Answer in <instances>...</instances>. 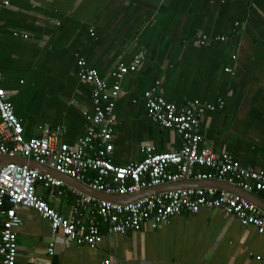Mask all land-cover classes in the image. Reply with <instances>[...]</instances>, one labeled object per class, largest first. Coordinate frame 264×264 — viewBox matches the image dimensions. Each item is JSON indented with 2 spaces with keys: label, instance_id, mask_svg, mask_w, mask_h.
I'll list each match as a JSON object with an SVG mask.
<instances>
[{
  "label": "crops",
  "instance_id": "0c3cea01",
  "mask_svg": "<svg viewBox=\"0 0 264 264\" xmlns=\"http://www.w3.org/2000/svg\"><path fill=\"white\" fill-rule=\"evenodd\" d=\"M4 1L0 75L26 138L37 136L41 125L64 127L62 140L69 145L83 137L92 102L90 87L76 75L79 58L112 84L117 65L142 56L138 69L120 81L114 164L142 161L147 145L157 153L181 148L177 133L148 118L144 93L158 80L162 97L179 107L224 100L222 109L201 119L203 145L264 171V0ZM199 33L226 35L227 41L198 46ZM47 171L63 182L62 194L39 184L36 193L68 216L74 188ZM253 194L264 208V191ZM18 215L16 264H264V234L206 208L174 216L154 230L106 235L94 248L52 237L49 223L30 209Z\"/></svg>",
  "mask_w": 264,
  "mask_h": 264
},
{
  "label": "built area",
  "instance_id": "2783aa9c",
  "mask_svg": "<svg viewBox=\"0 0 264 264\" xmlns=\"http://www.w3.org/2000/svg\"><path fill=\"white\" fill-rule=\"evenodd\" d=\"M225 2V0H221ZM8 5L0 0V4ZM27 39L28 35L13 32ZM224 40L223 37L218 38ZM197 44H208L205 37ZM142 56H135L127 65H117L109 84L83 58L76 62L78 79L91 89L92 113L85 115L87 127L75 145L65 143L62 126L37 128V136H24L20 120L6 99L0 75V164L6 159L22 158L67 176L95 192L126 196L168 183L218 180L248 193L264 191V171L244 168L229 153H215L203 145L201 119L222 109L224 102L201 103L192 100L187 106L166 101L159 92L160 81L145 91L148 118L160 127L173 130L182 140L178 150L155 152L145 146V156L138 163L126 166L114 164V107L120 96L121 79L140 66ZM41 185L50 193L62 194L64 184L26 164L8 162L0 166V264H16L18 243L16 229L22 224L19 209H30L47 221L52 237L62 236L65 243L97 247L106 235H124L147 227L157 229L170 218L182 213L196 214L211 209L235 217L242 226H254L264 234V210L257 205L213 187H190L153 193L130 203L99 200L76 189L75 205L68 216L52 209L36 193ZM54 253V242L48 244V254ZM52 264V263H49Z\"/></svg>",
  "mask_w": 264,
  "mask_h": 264
},
{
  "label": "water",
  "instance_id": "95a60500",
  "mask_svg": "<svg viewBox=\"0 0 264 264\" xmlns=\"http://www.w3.org/2000/svg\"><path fill=\"white\" fill-rule=\"evenodd\" d=\"M2 161L0 166H2L3 164H6L9 160L1 157ZM14 162H17L18 164H26L30 167L33 168H37L39 169V171L44 172V173H49L46 167L44 166H39L36 163H34L32 160H28V159H22V158H15L13 159ZM46 171V172H45ZM51 171V170H50ZM50 174V173H49ZM52 174L57 176V177H62V179L64 178V180L68 181V183H71L70 185L80 191L81 193H84L86 195H90L93 197H96L100 200H104V201H111V202H117V203H130L138 198H142L144 196H148L151 195L153 193H158V192H164V191H170V190H176L178 188H196V187H213V188H219L222 190H226L228 192L234 193L236 195H239L249 201H252L255 203L254 200H258V197L253 194V193H248L245 192L244 190L236 187L235 185H231L222 181H218V180H207V181H181V182H177V183H168L165 185H161L158 187H154V188H149L134 194H129L126 196H113V195H107V194H103V193H99V192H95L93 190H91L90 188H88L86 185L79 183L67 176H63L60 175L54 171H52Z\"/></svg>",
  "mask_w": 264,
  "mask_h": 264
},
{
  "label": "trees",
  "instance_id": "16d2710c",
  "mask_svg": "<svg viewBox=\"0 0 264 264\" xmlns=\"http://www.w3.org/2000/svg\"><path fill=\"white\" fill-rule=\"evenodd\" d=\"M219 2L221 3V4H223V3H225L226 2V0H225V2H221V0H219ZM237 25V24H236ZM197 36V38H195L194 39V42H195V44L196 45H198V46H201V45H199V44H197V41H199L198 39H201V38H203V37H205L206 39H207V41H210L209 43H224V42H226L227 41V37H226V35L224 36V35H216V36H213V37H211V38H207L206 36H204V35H200V33L198 34V35H196ZM220 37H223V41L222 40H219L218 38H220ZM207 45V44H206ZM203 46H205V45H203ZM232 59H235V57H232ZM227 70V72L228 73H231V70L230 69H226ZM218 100H221V99H217L215 102H217ZM223 102H224V100H222ZM215 102H211V103H215Z\"/></svg>",
  "mask_w": 264,
  "mask_h": 264
},
{
  "label": "bare ground",
  "instance_id": "6f19581e",
  "mask_svg": "<svg viewBox=\"0 0 264 264\" xmlns=\"http://www.w3.org/2000/svg\"><path fill=\"white\" fill-rule=\"evenodd\" d=\"M9 161L8 162H14L13 161V159H8ZM2 161V160H1ZM7 162V163H8ZM17 163V162H16ZM38 165V164H37ZM40 166V165H39ZM37 169V168H36ZM48 169V168H47ZM39 170V169H38ZM50 170V169H49ZM51 171H53V170H51ZM55 172V171H54ZM57 173V172H56ZM59 174V173H58ZM51 175V174H50ZM61 175V174H60ZM64 176V175H63ZM53 177V176H52ZM185 181V180H184ZM179 189V188H178ZM217 189H219V188H217ZM220 190H222V189H220ZM224 191H226V190H224ZM226 192H228V191H226ZM229 193H231V192H229ZM231 194H233V195H236V194H234V193H231ZM236 196H239V195H236ZM239 197H241V196H239ZM96 198V197H95ZM241 198H243V197H241ZM98 199V198H97ZM139 199V198H138ZM243 199H245V198H243ZM245 200H247V199H245ZM247 201H249V200H247ZM249 202H251V203H253V204H255V205H257L256 203H254V202H252V201H249ZM258 207H260V208H262L261 206H259V205H257ZM263 210H264V208H262Z\"/></svg>",
  "mask_w": 264,
  "mask_h": 264
}]
</instances>
